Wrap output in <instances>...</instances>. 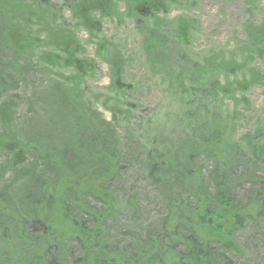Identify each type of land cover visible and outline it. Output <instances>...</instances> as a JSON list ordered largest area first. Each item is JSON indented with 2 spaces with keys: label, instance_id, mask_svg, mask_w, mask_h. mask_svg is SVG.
<instances>
[{
  "label": "trees",
  "instance_id": "1",
  "mask_svg": "<svg viewBox=\"0 0 264 264\" xmlns=\"http://www.w3.org/2000/svg\"><path fill=\"white\" fill-rule=\"evenodd\" d=\"M185 2L67 0V6H64L73 18V27L68 31L58 24L55 6L50 13H46L44 27H48L47 35L40 43L49 51L41 50L36 57L44 71L47 70L53 77L60 78L66 70L72 72L61 79L71 85L66 93H70L72 101L64 93L67 99L62 102L63 110L71 106V132L65 135H68L69 143L57 155L40 145L38 139L26 140L22 144L24 154L30 152L36 159L43 157L44 162L41 169H38L37 163L30 165L29 180L25 181L27 187L21 188L15 198L7 193L0 195V264H60L73 256V264H234L228 255H242L235 238L246 226L256 222L255 230L263 236L264 120L252 131L233 140L223 129L220 116L215 121L212 120L213 115L210 116V121L214 122L211 128L209 122L208 125L203 121L195 125V120H201L202 116L180 117L181 121L186 120L185 130L187 121L193 123V126H187V129L192 127L193 132L188 130L175 139L171 136L166 146L161 147L166 142L163 134L153 136L150 142L141 136L133 141L131 129L125 126L132 120L128 111H111L108 122L89 117L86 121L82 106L78 108V103H74L78 97L75 91L78 93L82 82L94 75L96 66L83 58L81 42L73 31L82 29L87 35H99L103 20L121 23L122 19H132L136 30L144 32L142 47L150 69L161 67L169 63V52L173 49L165 47L161 35L165 24H168L165 18L171 7L181 8ZM119 3L123 4L122 11ZM247 3L252 4V0H247ZM34 16L25 14L22 21H16L11 30H6L7 21L0 10V128L4 131L11 128V124L7 125V117L16 108L15 97L8 95L16 93L20 80L27 77L30 69L38 66L32 64L37 41L32 38L29 28L24 32V27ZM172 25V41L184 49L189 47L190 32L195 28L194 19L180 17ZM242 30L244 40L239 47L236 45L235 50L211 51L200 62L178 55L182 65H186L184 78L193 82H186V91H182L180 84L178 88L186 93V106H190L193 112L203 107V101L208 103L211 112H215L217 103L223 98L233 99L235 108L242 103L248 109V101L242 95L238 98L236 93L243 94L253 85H263L264 76L253 68L252 63L255 59L264 58V25L250 24L243 26ZM98 47L107 49L108 45L101 41ZM106 54L104 51L98 56L105 59ZM243 55L249 67L240 64ZM107 61L113 81L110 101L118 107L125 100L128 89L132 92L136 88L121 82L124 60L119 53H111ZM53 70H60L61 73L55 74ZM170 76L172 78V73ZM221 78L229 80V83L219 82ZM58 87L54 92L62 93ZM128 107L129 111L135 109L132 104ZM13 137L12 134L7 136V145H13ZM61 138L65 139L62 135ZM122 140L127 142L124 146ZM47 151L50 157L43 156ZM199 151L206 159L213 160L209 168L204 169L197 164ZM124 158L129 162H140L146 174L145 181L158 190V193L155 191L163 211L156 221L160 222L157 229L141 228L138 224L141 218L132 221L134 224L129 226L133 229L127 226L125 234H128L124 235L127 240L123 243L114 240L117 228L104 226L107 220L115 217L116 201L120 202L113 183L118 181L120 169L125 170L120 168ZM14 164H9L12 169L17 167ZM83 181L92 182L83 188ZM89 185H92L91 188ZM237 186L249 187L244 192V202L239 198L241 194L234 193ZM88 189L93 195L86 193ZM24 190L29 197L22 195ZM120 198L125 201L121 204L130 207L134 218L137 210H141V202L138 203L135 196L125 200ZM90 200L92 203H89ZM47 214L56 216L52 217L51 224L46 219ZM24 219L32 222L29 233L34 241L22 240L24 242L20 243L22 237L19 231H22ZM61 220L69 224L68 233L61 228L54 230L51 226ZM143 230L145 238L141 239L139 235ZM7 231L13 235L11 239L5 237ZM12 240L14 242H10ZM12 243L25 247L19 248L22 252L17 253L19 249ZM73 243L78 246L77 254L71 251Z\"/></svg>",
  "mask_w": 264,
  "mask_h": 264
},
{
  "label": "rangeland",
  "instance_id": "2",
  "mask_svg": "<svg viewBox=\"0 0 264 264\" xmlns=\"http://www.w3.org/2000/svg\"><path fill=\"white\" fill-rule=\"evenodd\" d=\"M73 1L75 2V0ZM64 5L67 6V0H0V10L3 18L7 21L6 30H11L12 24L16 21H22L23 15H35L33 19L29 20V24L24 27V32L29 28L32 32V38L37 41L33 51L34 62L32 64L38 65L35 69L29 70L30 74L28 73L27 77L20 80L17 92L8 95L15 97L14 106L16 108L14 113H10L11 115L7 117V125L11 124V128L5 131L0 128V144L3 145L0 147V195L1 193H7L15 198L21 188L23 190L27 187L25 181L27 183L29 180H27V177L29 176L30 165L37 163L38 169L43 166V157L36 159L30 152L27 155L24 154L22 144L26 143V140L33 139L36 141L38 139L39 144L51 149L53 155H57L58 151L69 143L66 138L68 135H65L71 132L72 118L69 115L71 106L63 110L62 102L66 101L67 96L69 101H72L70 93H66L71 85H68L69 81L65 82L61 79L64 76L71 75L72 72L66 70L61 73L60 70H53L55 74H62L60 78L58 76L53 77L47 70L44 71L43 65L40 64L41 62H37L36 57L41 50L43 52L49 51L48 48H43L40 41L46 38L48 27H44V21L47 17L46 13L51 12L52 6L56 7L54 11L56 12L58 24L62 25L67 31L72 29V14ZM181 6V8L171 7L169 15L165 18L168 24H165L162 29L164 33L161 35L166 43L165 47H173L169 52V63L166 62L161 67L154 66L153 69H150V65L147 64L148 59L144 56L145 50L142 47L144 32L141 33L136 30L132 19H122L121 23L116 20H103L99 35H87L82 29L73 31L76 38L81 42L82 51L84 52L83 58L90 60L96 66L94 75L82 82L78 93L75 91L78 97L76 96L77 101H74V103H78V108H80V105L82 106L86 121L89 117L108 122L111 111L126 110L130 113V119L132 120L129 121V125L126 124L125 126L131 129L130 135L133 136L134 142L137 141V136H141V138L150 142V138L153 136L158 137L163 134V140L166 142L161 147H165V143L170 141L171 136L175 139L180 134L184 135L188 130L193 132L192 127L187 129V126L189 124L193 126V123L190 120L187 121L188 124L186 123L185 130L186 120L183 122L180 117L202 116L201 120H195V125L200 124L201 121L206 122L208 125L209 122V128H211L214 122L210 121V116L213 115V121L220 116L223 129L227 131V136L233 140L252 131L264 120V79L263 85H253L243 94L236 93L238 98L241 95L245 97L249 104L248 109L242 103L235 108L236 104L234 105L233 99L223 98L222 102L217 103L215 112H211L208 103L204 101L202 103L203 107L193 112L190 106H186V93L182 92L186 91V82H190L186 80V77L184 78L186 72L183 70L186 69V65H182V60L178 58V55H186L189 60L192 58L194 61L200 62L202 59L205 60L211 51L220 49L229 52L235 50L236 45L239 47L240 42L244 40L243 26L250 24L254 26L264 25V0H252V4H248L247 0H186ZM119 8L121 11L123 10L122 3H119ZM180 17H188L195 21V28L190 32L191 45L185 49L172 41L174 36L172 24ZM14 36L16 40L19 39L17 35L14 34ZM236 40H238L237 43ZM101 41L107 43V49L98 47V43ZM104 51L107 54L105 55L106 58L102 59L98 54L103 55ZM113 52L119 53L124 60L122 84L136 88V91L132 92L128 89L125 100L120 102L118 107L110 101L113 81L110 78L107 60ZM160 56L163 55L160 54ZM242 58L240 64L243 65L244 63V67H249L245 55ZM178 59L181 64L176 63ZM252 66L264 76V58L255 59ZM219 82L228 84L229 80L221 78ZM178 84H180L182 91L181 88L179 90ZM56 86H59L58 88L62 93L54 92ZM128 104L135 106V109L129 111ZM40 132L43 133L39 134ZM9 134L14 136L12 146L6 144V138ZM120 134L123 139L122 131H120ZM61 135L65 139L61 138ZM126 143L125 140H122V146ZM12 147L13 150H10ZM43 156L50 157V152L47 151ZM203 156L204 154L199 151L196 155V162L204 169L209 168L213 164V160L206 159ZM127 161L126 158L121 161L120 168L123 167L125 170L120 169L121 173L117 178L118 181L113 183L115 193L117 198L119 194L120 197H124V200L135 196V200L138 203L141 202V210H137L133 218L129 211L130 207L127 204H121L125 201H122V198L119 197L120 202L116 201L115 217L112 220H107L104 226L105 228L106 226L117 228L118 230L115 229L117 233L114 240L115 242L121 240L123 243L127 240L124 239V235L128 234V232L125 234L128 231L127 226L130 230L133 229L129 226L132 221L141 218L138 221L141 228L157 229L160 222L156 223V221L163 211L156 195L158 190L145 181L146 174L143 172L140 162L138 164V161L136 163L128 161L126 167L123 166ZM12 162H15L13 166H17L16 168L13 167L12 169L10 167L9 164ZM88 182L92 181L82 182V185L84 184L83 188L86 187ZM91 186L89 185V188ZM248 188V186H237L234 190V193L241 194L239 198L242 202L245 201V193ZM86 193L93 195L90 189L86 190ZM22 195L29 197L25 190ZM89 203H92V200ZM52 217L56 218V216L49 214L46 216L50 224ZM30 221V219H24L22 222V231H19L22 237L19 239L20 243L24 242L22 240L34 241L33 235L29 233L32 223ZM51 226L54 230L61 228L63 232H66L67 227L70 229L69 224L63 221L56 222ZM51 226L49 225V227ZM256 227V222L250 223L235 238L241 252H243L239 257L228 255L229 258L231 257L234 260V264H264V234L261 237L262 234L255 230ZM71 231L69 232L71 233ZM3 233L2 235L6 233L5 237L7 236L8 239L13 237L9 231ZM253 233H255V237ZM144 234L145 231L143 230L139 235L141 239L145 238ZM51 239L54 238L51 237ZM10 242H14V240ZM12 244L18 249L25 247L17 246L16 243ZM21 250L19 249L16 252H22ZM71 251L76 254L79 253L76 243L71 246ZM74 261L73 256L60 264H73Z\"/></svg>",
  "mask_w": 264,
  "mask_h": 264
},
{
  "label": "flooded vegetation",
  "instance_id": "3",
  "mask_svg": "<svg viewBox=\"0 0 264 264\" xmlns=\"http://www.w3.org/2000/svg\"><path fill=\"white\" fill-rule=\"evenodd\" d=\"M160 18V17H159Z\"/></svg>",
  "mask_w": 264,
  "mask_h": 264
}]
</instances>
